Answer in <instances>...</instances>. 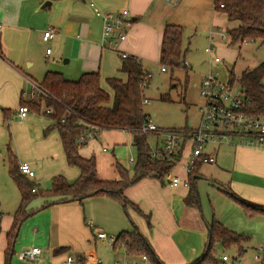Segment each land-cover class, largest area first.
Here are the masks:
<instances>
[{
	"label": "crops",
	"instance_id": "obj_1",
	"mask_svg": "<svg viewBox=\"0 0 264 264\" xmlns=\"http://www.w3.org/2000/svg\"><path fill=\"white\" fill-rule=\"evenodd\" d=\"M45 1L0 0V22L3 24L0 33V212H10L6 216L0 215V264L5 263V251L11 245L8 234L21 201V193L9 168L5 172L3 154H9L10 149L13 153L16 151L17 154H14L18 163L26 162L33 170L40 164L42 156H52L58 164L49 171L51 176L62 174L72 180L79 175V169L69 165L66 160L59 132L57 134L54 132L56 130L49 129L52 122L49 125V120L34 116L32 112L36 110H30L26 118L18 116L23 91L29 88L31 80L41 82L47 71L61 72L70 80L78 79L85 72L99 71L102 87L112 94L106 79L113 76L127 78L120 70L121 54L134 55L141 58L143 63L159 59L167 23L185 26L186 31L197 25L196 30L201 28L208 34L210 43L217 39L215 34L211 40L210 30L218 27L227 30L238 25L237 21H230L226 14L215 9L214 0H176L171 6L170 0H50L51 3L43 7ZM123 9L129 10L132 19L131 25L125 30L126 39L117 48L103 46V19L97 12H118ZM48 28L55 30V36L45 42L42 35ZM47 48H51L50 53H47ZM109 130L116 129L104 130L103 134ZM125 132L130 133L133 144L132 133ZM100 135L90 139L79 151L84 157H96L99 178L115 179L117 171L113 167L120 162L115 161L112 166L104 165L97 158L93 147L89 146ZM159 142L156 141V144ZM209 145L212 148L207 152L215 157L217 170L227 175L219 182L222 186L220 191L226 195L227 191L234 193L248 202L264 207V147L227 144L232 157L230 162H223L219 151L222 144ZM109 148L102 147L101 151H111L115 156L116 146ZM132 158L135 160L131 155L126 162L134 163ZM177 165L178 163L174 172L178 169ZM180 167L182 168V164ZM200 167L195 178L202 175ZM182 177V182L178 184H172L169 180L166 183L155 178H143L126 188L125 195L143 212H137L128 206L136 216L135 223L132 221L131 224L127 222L124 213L127 209L124 205L107 195L90 196L82 201H62L47 206H44V198L34 199L28 207L34 212L20 224L12 243V247L15 246L16 249L17 246L19 252V260L15 264H20L21 260L27 261V264H104V255H100L97 250L98 243L108 246L111 256L115 257L114 264H133L138 260L127 253L124 245L114 246V242L99 238L97 233L103 231L116 237L124 230H132L134 224L148 239L164 264H188L195 261L204 250L209 224L200 218L196 205H187L185 196L191 184L190 180L186 183L188 174L184 172ZM31 180L40 185L43 177L36 172ZM228 197L232 199V196ZM8 201L11 206L9 211L5 207ZM232 201L243 212L244 209L234 198ZM227 204L230 207L233 205L230 202ZM146 214L150 216V224L144 220ZM248 216L244 213V216L235 217V220L243 222V219L248 218L247 221L252 226L243 232L253 230L255 233L259 228V218L263 215ZM217 218L226 227L242 230L227 223L231 219L225 221L221 217ZM155 225L157 228L162 227L164 234H168V241L164 246L154 238H157L156 233L152 234V227ZM24 226L26 230L21 234ZM28 226L33 228L32 233L28 232ZM37 237L40 243H36ZM183 239L188 243L186 247L180 242ZM34 246L41 249L38 259L29 261L20 257L23 251Z\"/></svg>",
	"mask_w": 264,
	"mask_h": 264
},
{
	"label": "trees",
	"instance_id": "obj_2",
	"mask_svg": "<svg viewBox=\"0 0 264 264\" xmlns=\"http://www.w3.org/2000/svg\"><path fill=\"white\" fill-rule=\"evenodd\" d=\"M214 6L217 11L226 14L230 21L238 22L236 27L227 29L231 43L259 40L260 44L264 45V0H214ZM183 34L182 26L172 23L165 25L161 42V64L185 66L182 60L186 53V49L183 48ZM120 70L127 75L126 79L117 76L106 79L113 91L112 94L102 87L99 71L85 72L76 80L67 79L58 71H47L39 82L48 92L44 104L53 109V112L43 111L54 121L49 129H56L59 132L66 160L69 165L79 169V175L71 181L62 174L56 175L52 178L49 189H39L31 178L21 173L16 155L9 150V173L21 193V201L8 234L11 245L5 251L4 264H9L12 243L20 224L34 212L28 209L34 199L44 198V206H47L62 201H82L90 196L107 195L121 202L125 209L130 206L135 211L143 213L138 205L125 195V189L143 178H155L165 182L167 175L174 170L182 157L178 156L175 160H160L152 156L148 143L150 132L145 133L140 129L150 117L144 111L146 99L144 88L149 83L150 73L145 69L141 59L129 54L126 56L121 54ZM263 79L264 61L253 68L243 70L239 76L232 70L229 79L231 83L239 82L246 96L251 99L249 112L259 116H264ZM21 104H27L30 110L40 111V100H27L22 97ZM7 118L6 116L5 119ZM90 125L98 128L99 133L94 132V137L108 129L132 133L133 146L137 150L133 173L117 163L115 179L99 178L96 157L81 155L79 148L82 145L79 146L77 143L78 137L90 130ZM87 143L88 140L83 146ZM201 164L202 161L199 159L189 173L191 185L185 196L187 205L198 204L194 182ZM33 188L35 191H32ZM227 194L232 196L248 215H264V207L248 202L234 193L227 191ZM145 217L150 224V216L146 214ZM246 239L241 233L213 219L208 226V239L202 254L188 264H224L217 255L216 245L222 244L224 247L235 245L241 249ZM117 245H124L131 256L146 255L152 264H164L135 224L132 230H124L115 237L114 246Z\"/></svg>",
	"mask_w": 264,
	"mask_h": 264
},
{
	"label": "rangeland",
	"instance_id": "obj_3",
	"mask_svg": "<svg viewBox=\"0 0 264 264\" xmlns=\"http://www.w3.org/2000/svg\"><path fill=\"white\" fill-rule=\"evenodd\" d=\"M175 1L176 0H170L169 5L171 6ZM226 24H228V22H226ZM182 27L184 29L183 48L186 49L185 56L182 60L189 62L191 65L190 68H186L183 65L180 67L164 65L161 64L160 58L151 61H144L143 63L145 69L150 73L149 83L144 88V95L146 99H149V101L144 103V111L151 117L154 124L164 129H181L186 127L195 128L199 126L202 119L201 108L206 102L201 94V83L206 74H215L218 72V79L221 81H229L232 70L237 76H239L243 70L253 68L264 61V45H261L259 40H249L244 43H227L220 41L217 37L215 41L210 43L208 34L204 33L201 28L196 30L197 25H195V28L190 31H186L185 26ZM209 32H211V30ZM208 46L211 47L212 52H208ZM214 55H217L222 60L220 62H210V58ZM163 67L165 68L163 69ZM234 84L236 87L240 85L238 81H235ZM30 88L31 85L28 89ZM36 111L32 112L34 116H40L45 121L49 120V125L54 124V121H51L52 118L49 115L42 110H40V112ZM111 131L113 130H109L106 134H103L102 132V135L92 140L89 146L93 147L97 158H100L104 165L112 166L113 162L115 165V161H119L127 166L130 173H133L134 163L126 162L131 155H133L135 160L137 159V150L132 144L130 133L122 130L118 131V129L113 132ZM54 132L58 134L57 130ZM158 140L160 141L161 139L157 133L150 132V134H148V143L150 147H155L156 141ZM114 146H116L115 156L111 151L108 153L101 151L102 147L113 148ZM228 146L229 145L227 144H222L219 147L220 157H222L223 162H230L232 157ZM211 148V145L205 146L206 151ZM14 153L17 154L16 151H14ZM188 154L189 148L186 147L182 153V158H180L178 162V169H176L175 172L172 170L173 174L180 175L181 177L184 176L185 171L184 169L182 170L180 166L186 162ZM3 157V166H5V172H7L9 167L8 153L6 152L3 154ZM42 157L43 159L39 160L40 164L36 165L34 171L43 177V181L40 182L38 188L46 190L51 187L52 178L54 177L49 174V171L57 166L58 162L55 158L53 159L52 156L45 155ZM113 170L115 172L117 171L116 166L115 168L113 167ZM200 172H202V175L200 174V177L194 182L196 195L198 197L196 208L199 212L200 218L208 224L211 223L213 219H218L217 217H221L225 219V221H230L228 219H231V222L227 223L234 224L242 230H235L229 226L228 227L241 233L247 238L246 241L243 242L241 249L239 246L235 245L224 247L222 244H217V255L220 258L224 254L228 255L229 260L227 261V264H264V215L260 216L259 228L255 230V233L252 232L253 230H248V233L243 232L244 229H250L249 227L252 226V224L247 221L248 218L243 219V222H240L241 220H235V217H242L244 216V213L249 217L248 214L244 210L243 213L238 207V204L233 203L232 197L230 200L228 195L220 191L222 186L219 182L224 179V176L227 177V175L217 170V164H215V162L208 161L202 162ZM185 173L187 174V172ZM68 180L71 181V179ZM166 180L165 182L168 183V180ZM7 192L9 193V191ZM228 202L233 204L232 207L227 204ZM8 204L9 201L5 206L8 209L7 211L11 208ZM124 213L127 217L128 224H131L132 221L135 223L136 216L133 215L129 209H127V211L124 210ZM7 214H10V212L2 214L0 212V215L6 216ZM144 220L148 222L147 219ZM150 221L149 218V222ZM25 230L26 226L22 228L21 234H24ZM32 230V227L28 228V232L32 233ZM163 231L164 229L162 227L157 228V225L152 227V234L156 233L157 235V238L155 236L154 238L164 246L168 241V234H164ZM39 241V237H37L36 243H40ZM180 242H182L184 247L188 244L185 239ZM97 250L100 255L106 257L102 256L104 264H108L109 262L110 264H114L115 257L114 255L111 256L107 245H104V243H98ZM11 252L9 264H15L19 260L17 246L16 249L15 246L14 248L12 247ZM135 259L138 260L137 262H142L143 260L142 256H135ZM131 260L133 261V259ZM19 262L20 264H27V261L25 260Z\"/></svg>",
	"mask_w": 264,
	"mask_h": 264
},
{
	"label": "built area",
	"instance_id": "obj_4",
	"mask_svg": "<svg viewBox=\"0 0 264 264\" xmlns=\"http://www.w3.org/2000/svg\"><path fill=\"white\" fill-rule=\"evenodd\" d=\"M97 14L103 19V31L101 44L110 48H117L120 42L126 39V28L131 25L132 19L129 10L123 9L118 12L103 13L98 11ZM3 24L0 22V33ZM222 42L231 43V38L227 30L218 27L216 30H211L210 38L214 35ZM55 36V30L48 28L44 31L42 39L45 42L50 41ZM247 42V41H245ZM208 52H212L210 46L207 47ZM51 52V48H47V53ZM126 56V53H122ZM222 59L217 55L210 58V62H220ZM185 67L190 68L189 62L184 60ZM165 67H163L164 69ZM235 83V82H234ZM230 81H221L217 77V73L206 74L201 83V94L205 98V105L201 108L202 119L198 127L195 128H160L152 122L151 117L148 118L140 129L142 132H155L160 137V142L151 147L153 157L160 160H175L178 156H182L186 147L189 148L187 160L182 164V168L189 175L190 171L201 159V161L214 162L215 157L205 150V146L232 144V145H248L256 147H264V116H259L249 112L248 108L251 105V99L246 96L244 89L238 85L235 86ZM31 88L23 91V97L27 100H40V110L45 112H53L52 107H46L44 104L45 97L48 92L44 87L31 80ZM149 99H145V102ZM30 109L27 104H20L17 114L20 118H26ZM89 131L78 137L77 143L83 146L87 140L94 138V132H98L95 125H90ZM81 146V147H82ZM182 158V157H181ZM131 161L134 162L133 158ZM19 169L21 173L32 178L35 176V171L26 163H20ZM171 171L167 175V179L172 184L182 182L179 175L173 174ZM189 179L186 180V183ZM35 191V188L32 189ZM99 238H107L110 242H114L115 237L106 232L99 231ZM41 249L34 246L20 254L22 259L35 261L39 258ZM92 257V255H91ZM142 262H134L133 264H152L146 255L142 256ZM72 259V258H70ZM224 264L229 260L228 255L221 256ZM100 263V260H97Z\"/></svg>",
	"mask_w": 264,
	"mask_h": 264
},
{
	"label": "water",
	"instance_id": "obj_5",
	"mask_svg": "<svg viewBox=\"0 0 264 264\" xmlns=\"http://www.w3.org/2000/svg\"><path fill=\"white\" fill-rule=\"evenodd\" d=\"M50 3H51V1H50V0H46V1L44 2V4H43V7H45V6L49 5Z\"/></svg>",
	"mask_w": 264,
	"mask_h": 264
}]
</instances>
